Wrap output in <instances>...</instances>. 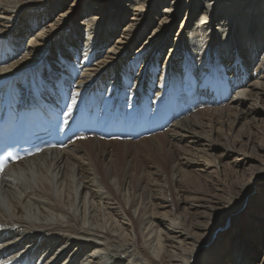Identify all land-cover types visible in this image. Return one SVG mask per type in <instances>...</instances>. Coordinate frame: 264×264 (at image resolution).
I'll list each match as a JSON object with an SVG mask.
<instances>
[{"label": "bare ground", "instance_id": "bare-ground-1", "mask_svg": "<svg viewBox=\"0 0 264 264\" xmlns=\"http://www.w3.org/2000/svg\"><path fill=\"white\" fill-rule=\"evenodd\" d=\"M36 87L180 114L11 164L0 260L264 264V0H0V99Z\"/></svg>", "mask_w": 264, "mask_h": 264}, {"label": "rangeland", "instance_id": "rangeland-1", "mask_svg": "<svg viewBox=\"0 0 264 264\" xmlns=\"http://www.w3.org/2000/svg\"><path fill=\"white\" fill-rule=\"evenodd\" d=\"M181 21H182V18H180V19H179V21H178V24H180V23H181Z\"/></svg>", "mask_w": 264, "mask_h": 264}]
</instances>
